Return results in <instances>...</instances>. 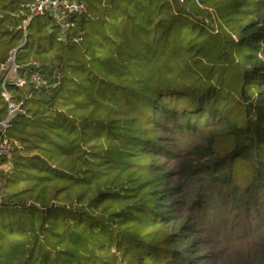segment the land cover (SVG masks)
<instances>
[{"label": "trees", "instance_id": "16d2710c", "mask_svg": "<svg viewBox=\"0 0 264 264\" xmlns=\"http://www.w3.org/2000/svg\"><path fill=\"white\" fill-rule=\"evenodd\" d=\"M23 1L0 0V64L17 49L63 78L7 85L26 113L0 157V264H205L178 212L202 180L261 207L210 264H264V0H84L64 33L24 29Z\"/></svg>", "mask_w": 264, "mask_h": 264}, {"label": "built area", "instance_id": "2783aa9c", "mask_svg": "<svg viewBox=\"0 0 264 264\" xmlns=\"http://www.w3.org/2000/svg\"><path fill=\"white\" fill-rule=\"evenodd\" d=\"M27 11L24 21V29L29 22L37 16L49 15L60 27L62 33L76 26V18L81 15L91 16L88 6L84 0H28L20 3L19 14ZM79 41L82 36L77 38ZM15 50L12 51L8 59L0 64L2 73L3 96L7 103V114L0 120V157L11 159L14 145L8 138V131L12 126L14 118L22 113H26L23 107V100H16L7 89L8 83L19 87L35 89L45 88L47 91L51 87L58 86L63 78V73L58 67H46L38 61H32L24 71L15 59ZM32 93H30V96Z\"/></svg>", "mask_w": 264, "mask_h": 264}, {"label": "rangeland", "instance_id": "374dc122", "mask_svg": "<svg viewBox=\"0 0 264 264\" xmlns=\"http://www.w3.org/2000/svg\"><path fill=\"white\" fill-rule=\"evenodd\" d=\"M64 35V34H62ZM171 161L167 162L170 163ZM173 163V162H171ZM172 165V164H168ZM7 168L9 167L6 166ZM204 187L206 204L202 209L192 203V199L180 203L179 211L185 215H189V219L197 220L196 235L198 237V246L203 250V256H206L205 264H210L212 255L218 249H224L235 244H241L251 239L248 235L244 240L232 243L234 234L232 230L238 222L249 224L251 219H255L261 215L260 206H253L251 214L243 208H231L225 199L226 188L224 186H216L209 183L207 180L200 181ZM203 189V188H202ZM244 211V212H243ZM254 222L252 223V226ZM237 227V226H236ZM211 247H213L212 254H209Z\"/></svg>", "mask_w": 264, "mask_h": 264}, {"label": "water", "instance_id": "95a60500", "mask_svg": "<svg viewBox=\"0 0 264 264\" xmlns=\"http://www.w3.org/2000/svg\"><path fill=\"white\" fill-rule=\"evenodd\" d=\"M199 1H201V0H199ZM15 51H17V49Z\"/></svg>", "mask_w": 264, "mask_h": 264}]
</instances>
